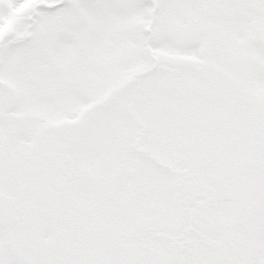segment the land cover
Wrapping results in <instances>:
<instances>
[{
	"label": "snow or ice",
	"instance_id": "6c2138e0",
	"mask_svg": "<svg viewBox=\"0 0 264 264\" xmlns=\"http://www.w3.org/2000/svg\"><path fill=\"white\" fill-rule=\"evenodd\" d=\"M0 264H264V0H0Z\"/></svg>",
	"mask_w": 264,
	"mask_h": 264
}]
</instances>
